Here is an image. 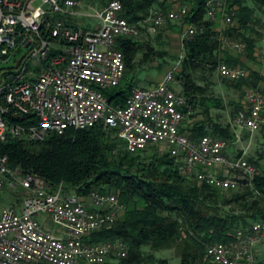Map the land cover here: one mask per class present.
<instances>
[{"label": "built area", "instance_id": "2783aa9c", "mask_svg": "<svg viewBox=\"0 0 264 264\" xmlns=\"http://www.w3.org/2000/svg\"><path fill=\"white\" fill-rule=\"evenodd\" d=\"M169 1L179 6L157 7L147 19L131 22L121 0L95 14L79 11L80 0H0V190L17 195L0 213V264H108L129 249L121 239L89 241L126 211L117 194L93 190L80 195L64 184L53 189L43 177L10 164L1 153L9 137L43 141L53 133L102 126L116 129L129 151L159 148L187 176L222 190L252 184L258 175L247 149L234 155L226 139L210 134L196 139L188 131L195 109L178 87L181 61L157 84L136 85L125 106L109 102L105 90L119 85L126 73L121 38L138 37L142 28L156 35L172 23L184 24L183 42L205 33L206 25L187 21L190 4ZM236 1L209 0L205 20L233 25ZM79 15L97 17L99 23L92 29L80 26ZM221 40L241 52L248 49L246 42L222 33ZM217 70L231 81L250 76L247 68L223 61ZM14 117L24 120L14 122ZM232 127L235 143L243 142L246 132L264 130L262 89L246 88L245 105ZM41 215L47 217L43 223ZM263 244L264 220L253 221L240 227L233 241L210 244L207 258L212 264H264L259 259Z\"/></svg>", "mask_w": 264, "mask_h": 264}, {"label": "trees", "instance_id": "16d2710c", "mask_svg": "<svg viewBox=\"0 0 264 264\" xmlns=\"http://www.w3.org/2000/svg\"><path fill=\"white\" fill-rule=\"evenodd\" d=\"M110 1L103 2L102 6ZM180 1L192 7L188 22L206 25L205 33L184 39L181 70L176 76L183 81V93L195 110L201 96L210 121L196 122L187 129L196 139L210 134L234 143L232 123L224 124L211 117L207 100L217 107H221L222 100L204 93L220 62L237 66L239 60L221 57V32L215 29L214 22L205 20L209 0ZM121 2L124 15L131 22L147 19L157 7L169 9L168 0ZM236 2L241 26H250L255 9L246 0ZM258 3L263 6L264 0ZM151 36L142 28L140 36L120 39L118 48L125 54L126 73L119 85L105 90L112 105H126L136 86L134 74L139 65L169 55L167 50L156 48ZM161 38L162 34H157V39ZM245 39L248 49L253 50L255 40ZM197 79L206 82L205 85L198 84ZM262 80L263 76L252 71L249 78L229 81L240 89L248 86L264 91L260 86ZM192 118L193 114L187 122ZM12 120L24 119L14 117ZM149 150L129 151L116 129L102 126L53 133L43 141L9 137L1 147V153L9 157L12 166L43 177L53 189L64 184L70 192L80 195L98 190L120 197L126 211L111 227L94 232L89 239L91 242L121 239L128 244L127 256L113 255L108 264H168L167 259L157 258L154 252L146 251V247L155 251L175 248L182 258L181 264H212L207 258L210 244L229 243L240 227L264 220V165L260 160L249 158L259 170L252 184L222 190L187 176L169 153Z\"/></svg>", "mask_w": 264, "mask_h": 264}, {"label": "rangeland", "instance_id": "374dc122", "mask_svg": "<svg viewBox=\"0 0 264 264\" xmlns=\"http://www.w3.org/2000/svg\"><path fill=\"white\" fill-rule=\"evenodd\" d=\"M106 1L107 0H81V4L78 10L84 13L91 12L92 14H95V8H99L103 5V2ZM39 3L40 1L37 2V4ZM169 4L173 5L174 3L171 2ZM248 4L255 9L253 21L251 22L250 26L242 27L237 17L236 22H234L233 25H226L223 29H221V33L224 36H230L235 40L243 41L246 43L248 42L245 37L254 39V49L251 50L249 48L244 52V54L254 60L257 65L264 66V5L261 6L257 1L254 0H249ZM84 19L86 20V23L85 21L83 22ZM75 21H77L78 23L80 22V26L83 27L85 25H88L89 27H95L99 23L98 18L94 16L84 18L82 15H79L77 16V19H75ZM168 27L161 30V39H157V34H151V39L154 41L156 48L167 50L169 55H167L165 59L157 58L147 64L139 65L137 71L134 74L136 75V85L141 84L150 86L153 85V83L157 84L165 73H167L172 67H174L178 64V62L181 61L184 55V50H182V52L179 54L174 53L172 51V42L168 35L169 31H171V33L177 34L182 33L181 26L177 24ZM140 38H143V36H141ZM222 51H228V47H223ZM179 69L181 70V64ZM210 81V86L206 89L204 95L208 97L213 96V98L222 100L221 107H217L213 102L211 104V101L207 100L208 104L210 103L211 105V117L217 121H221L224 124L232 123L235 119V116L240 110L243 109L245 105V88L240 89L235 87V85L231 81L221 77L217 70L213 75L210 76ZM178 82L179 89L183 91V81L181 79H178ZM197 82L198 84L202 85H205L206 83L201 81L200 79H197ZM230 90H232L231 93ZM242 100H244V102H242ZM205 106L206 105L203 106L201 104L200 96L198 105L196 107L197 110H195L193 113L194 118L202 116L201 119H196L197 122L210 121L207 114L204 112ZM244 149H247V156L249 158L260 160L264 165V130L255 133L246 132L244 135V141L241 143H231L229 152L231 154L237 155L243 152ZM149 151L162 153L159 148H157V150L151 148ZM72 190L74 191V189ZM16 200L17 195L14 192L7 189L0 190V213L5 208L15 203ZM46 219L47 217L45 215H41L39 217V220L42 223ZM145 249L148 252H154L159 259H167L168 264H181L182 262V258L181 256H179L178 250L175 248L164 249L160 251H155L151 247H146ZM262 251H264V245H262Z\"/></svg>", "mask_w": 264, "mask_h": 264}, {"label": "crops", "instance_id": "0c3cea01", "mask_svg": "<svg viewBox=\"0 0 264 264\" xmlns=\"http://www.w3.org/2000/svg\"><path fill=\"white\" fill-rule=\"evenodd\" d=\"M171 3V1L168 0V5L169 8L168 10H171L177 6H179V3H174L173 5L172 4H169ZM102 7L104 6H100L99 8H95L96 10L97 9H101ZM85 21L86 23V20H83V22ZM215 29L217 31H220L221 32V29H223L226 25L223 24L220 20L219 21H215ZM179 24L181 26V32L182 33H171V31H169L168 35H169V38L171 39V42H172V51L176 54H179L182 52V50H184V42H183V33H184V30H185V26L184 24L182 23H172L171 25L169 26H174V25H177ZM97 26V25H96ZM95 26V27H96ZM84 27L86 28H95V27H92V26H88V25H85ZM169 28V27H168ZM223 47H228V51H222L221 52V57L222 58H227V57H233V58H237L239 60V63H240V66H243L245 68H247L250 72V74L252 73V71H256L258 72L261 76H263V80L261 81L260 83V86L264 87V66H260V65H257L254 60H252L251 58H249L248 56H246L244 54V52H241L233 47H230L228 45H223ZM156 84V83H155ZM154 85V83H153ZM146 86V85H145ZM151 86V85H150ZM248 86H244L245 88V91H246V88ZM232 90H230V93H231ZM242 102H244V100H242ZM197 110V109H196ZM197 118H202V116H199V117H196V118H192L191 120H189L188 122H186V127H191L193 126L194 123H196V119ZM264 245V244H263ZM262 258V259H261ZM259 259L260 260H264V251H262V246L259 248Z\"/></svg>", "mask_w": 264, "mask_h": 264}]
</instances>
